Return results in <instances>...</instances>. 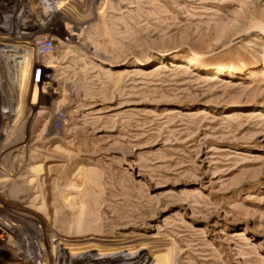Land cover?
I'll use <instances>...</instances> for the list:
<instances>
[{
  "label": "rangeland",
  "instance_id": "374dc122",
  "mask_svg": "<svg viewBox=\"0 0 264 264\" xmlns=\"http://www.w3.org/2000/svg\"><path fill=\"white\" fill-rule=\"evenodd\" d=\"M0 42V264H264V0H0Z\"/></svg>",
  "mask_w": 264,
  "mask_h": 264
},
{
  "label": "bare ground",
  "instance_id": "6f19581e",
  "mask_svg": "<svg viewBox=\"0 0 264 264\" xmlns=\"http://www.w3.org/2000/svg\"><path fill=\"white\" fill-rule=\"evenodd\" d=\"M31 3H32V2H31ZM40 13H41V12H40ZM2 15H3V14H2ZM19 36H20V35H19ZM24 40H25L24 36H20V37L16 38L14 41H17V42H20V43H21V42H24ZM1 43H2V42H0V44H1ZM5 43H6V42H5ZM21 44H22V43H21ZM11 45H12V44H11ZM19 45H20V44H19ZM14 46H17V45L15 44ZM42 47H44V46H42ZM9 48H10V47H9ZM15 48H16V47H15ZM0 49H2V48H0ZM17 49H18V48H17ZM17 49H15V51H16ZM8 50H9V49H8ZM12 50H13V49H12ZM18 50H20V49H18ZM45 50H46V48H45ZM13 51H14V50H13ZM11 52H12V51H11ZM11 52H8L6 55H7L8 57H12L13 60H15L16 57H14L15 55L12 54ZM44 53H47V52H44V51H43L42 54H44ZM48 53H49V52H48ZM2 54H5V53H2ZM2 54H1V55H2ZM11 54H12L13 56H12ZM22 54H23V53H22ZM38 55H39V54H38ZM3 56H5V55H3ZM3 56H2V57H3ZM6 58H7V57H6ZM33 63H34V62H33ZM41 63H42V62H41ZM13 66H14V65H13ZM38 68H39V67H38ZM13 81H14V80H13ZM11 142H13V141L11 140ZM9 143H10V142H9ZM7 145H8V144H7ZM9 147H10V145H9ZM3 148H4V147H3ZM6 148H7V146H6ZM4 149H5V148H4ZM15 149H16V148H15ZM15 149H14V150H15ZM1 151H2V150H1ZM22 151H23V150H22ZM10 152H11V151H10ZM11 158H12V157H11ZM3 159H4V158H3ZM5 160H6V159H5ZM30 160H31V159H30ZM3 161H4V160H3ZM23 161H24V160H23ZM26 161H28V163L30 162L29 159H26ZM0 163H1V162H0ZM3 164H4V163H3ZM26 164H27V163H26ZM1 166H3V165H1ZM24 168H25V167H24ZM2 170H3V168H2ZM24 171H27V170L25 169ZM29 171H30V170H29ZM1 172H2V171H1ZM27 173H29V172L27 171ZM30 173H31V172H30ZM32 174H33V173H32ZM10 175H11V174H10ZM27 176H28V175H27ZM30 176H31V175H30ZM2 177H3V176H2ZM5 177H6V176H5ZM7 177H8V176H7ZM24 178H25V176H24ZM34 178H35V176H34ZM8 179H9V178H8ZM27 179H28V178H27ZM0 180H2V179H0ZM5 180H6V179H5ZM31 180L33 181V179H31ZM6 181H7V180H6ZM8 181H9V180H8ZM10 181H11V179H10ZM24 181H25V180H24ZM29 181H30V180H29ZM32 181H31V182H32ZM35 181H38L37 178L35 179ZM22 182H23V181H22ZM2 183H3V182H2ZM6 185H7V184H6ZM2 186H3V185H2ZM3 187H4V186H3ZM35 187H36V186H35ZM28 188H29V187H28ZM33 189H34V188H33ZM37 189H38V187H37ZM2 190H4V189H2ZM2 190H1V191H2ZM5 190H6V189H5ZM28 190H29V189H28ZM29 191H30V190H29ZM29 191H27V192H29ZM33 191H34V190H33ZM2 192H3V191H2ZM7 192H8V190H7ZM39 192H40V189H39ZM5 194H6V193H5ZM7 194H8V193H7ZM9 194H10V193H9ZM15 194H16V193H15ZM17 194H18V193H17ZM26 194H27V193H26ZM22 195H23V194H22ZM24 195H25V194H24ZM24 195H23V198H22L21 204L23 205V204H26V203H31V201L28 202V197H27V195H25V196H24ZM14 196H15V195H14ZM14 196H12V197L14 198ZM20 196H21V195H20ZM41 196H42V195H41ZM15 197H16V196H15ZM32 197H33V196H32ZM35 197H36V196H35ZM37 197H38V196H37ZM4 198H5V197H4ZM9 198H10V197H9ZM17 198H18V196H17ZM19 198H20V197H19ZM19 198H18V199H19ZM10 199H11V198H10ZM15 199H16V198H15ZM40 199H41V198H40ZM8 200H9V199H8ZM32 200H33V199H32ZM42 200H44V199H42ZM35 201H37V200L35 199ZM37 202H39V201H37ZM33 203H35V202H33ZM33 203H32V204H33ZM21 204H20V205H21ZM32 204H31V206L24 207V209H29V210H31V212H36V213H37V209L40 208V207H42V206H40V207H32ZM40 205H41V204H40ZM42 205H43V204H42ZM40 209H42V208H40ZM40 209H39V211H40ZM10 212H12L11 215H2V214H1V217H0V226L4 225V224L6 223V220L8 221V220H10V219H12V218L19 217V216L21 215V213L15 211V210H13V209L10 210ZM40 212H41V211H40ZM0 213H1V211H0ZM8 213H9V212H8ZM9 214H10V213H9ZM12 214H13V215H12ZM15 214H16V215H15ZM32 214H33V213H32ZM24 215H25V214H24ZM28 215H29V214H27V216L25 215L26 217H25V216H21V218L24 217L25 219H28V217H29ZM30 215H31V214H30ZM34 215H35V213H34ZM2 217H4L5 220H3ZM19 218H20V217H19ZM33 220H35V219H33ZM35 234H36V233H35ZM40 237H41V236H40ZM238 237H239V236H238ZM0 239H1L0 244L4 246V244H5V242H6L5 238H4V237H1ZM44 241H45V240H44ZM55 242H56V241H55ZM66 243H67V242H66ZM66 243H65V244H66ZM37 244H38V243H37ZM40 244H41V243H40ZM56 244H57V243H56ZM56 244H55V245H56ZM60 245H61V244H60ZM53 246H54V245H53ZM43 247H44V246H43ZM55 247H57V245H56ZM45 248H46V247H45ZM57 249H58V248H57ZM51 250H52V249H51ZM48 251L50 252L49 248H48ZM58 251H59V250H58ZM31 252H32V251H31ZM49 252H48V253H41V252H37V253H36V252H35V254L33 255V257L35 258V260H38L39 258H44V257H46V260H44V264L47 262V257H49V256H50L51 258H53V260H55V259L57 260V258H55L56 256H53L52 254H50L52 251H51L50 253H49ZM53 252H54V251H53ZM53 252H52V253H53ZM61 252H62V251H61ZM43 254H44V255H43ZM61 257H64V256H61ZM17 258H18V257H17ZM19 258H20V257H19ZM19 258H18V259H19ZM29 259H30V258H29ZM16 260H17V259H16ZM19 260H20V259H19ZM35 260H34V261H35ZM57 261H58V260H57Z\"/></svg>",
  "mask_w": 264,
  "mask_h": 264
}]
</instances>
